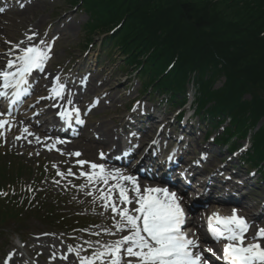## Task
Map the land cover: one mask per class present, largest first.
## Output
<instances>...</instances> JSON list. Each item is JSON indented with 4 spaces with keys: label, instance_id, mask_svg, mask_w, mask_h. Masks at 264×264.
<instances>
[{
    "label": "trees",
    "instance_id": "trees-1",
    "mask_svg": "<svg viewBox=\"0 0 264 264\" xmlns=\"http://www.w3.org/2000/svg\"><path fill=\"white\" fill-rule=\"evenodd\" d=\"M66 2L89 16L87 44L94 34H112L104 47L118 49L119 70L133 69L144 90L163 93L168 104L182 106L193 79L197 114L203 113L212 128L225 124L216 142L233 151L250 136L246 160L261 167L264 176V0ZM20 170L0 161V230L22 222L13 186ZM34 217L46 226L70 224L55 210Z\"/></svg>",
    "mask_w": 264,
    "mask_h": 264
},
{
    "label": "rangeland",
    "instance_id": "rangeland-1",
    "mask_svg": "<svg viewBox=\"0 0 264 264\" xmlns=\"http://www.w3.org/2000/svg\"><path fill=\"white\" fill-rule=\"evenodd\" d=\"M34 1L38 2V6L32 9L30 14L26 15L29 16L28 25H34L38 20L43 21L36 42L41 39L46 41L49 37L59 34V37L57 36L55 55L48 72H58L61 78L72 84L78 83V79L82 76L81 71L85 69L84 67H90V70L95 73L92 80H95V83L98 84L97 89L87 92L84 100L85 105H89L92 100L99 98V104L88 116L87 122L89 127L86 128V131L91 135L96 134L92 129H97L100 126L101 130L98 131V134L104 132L109 135L110 146L112 147L116 143L120 144L122 141L127 140H132V143H134L137 140V136L128 139L125 135V124L128 122L127 114L123 116V119L121 116L127 108L131 107L130 104L134 105L133 108H135L139 102V108L134 111V115L148 112L154 115L158 111L159 115L156 116L158 118V116L169 112L170 109L160 103L165 100L164 96L148 99L140 93V79L133 77L134 75L132 74H129V78L121 74L119 66L123 64V60H121L122 56L117 53L118 49L113 48L111 50L105 48L104 45H101L102 39L98 38L97 35L91 37L90 46L84 47L87 35L85 25L89 21V16L84 11L71 9L67 5L66 0ZM4 15L5 17L1 18L0 16V19L10 28L15 26V32L12 36L8 35L6 37L1 31L0 39L2 40V44L13 42L16 45L22 41L21 36L27 35V32L21 24H16V21L11 20L15 18L16 13L13 14L10 11ZM101 50H105L106 53L112 56H108L107 54L103 56ZM94 64L98 65V68H95ZM79 69L81 70L79 71ZM127 70L130 71L131 69ZM222 81L223 79L217 81L214 87L216 89L220 88ZM78 103H83V99L78 100ZM157 104H160V106H157ZM90 107L94 106L91 104ZM88 108L81 111L82 115L88 113ZM23 110H25L24 114L26 118L35 114L33 111L28 110L26 105L23 106ZM149 122L148 120V126L158 125L155 122ZM206 123L197 120L193 122L191 129L195 137L189 139V143L185 148L197 154H202L208 149L218 153L213 156V159H219L226 153V150L212 144L210 138L208 140L205 139L206 131L210 130ZM175 125L173 127L177 129V124ZM151 134L153 136L155 134L153 129L150 132ZM10 139L9 136H6L5 139H0V154L5 153L15 157L22 166L28 168L27 173L26 171L23 172L21 181L17 186L18 194L20 199H23L24 204H26L27 212L41 208L46 209L50 206L51 208L58 209L56 213L59 216L75 219L83 218L86 222H89V225L83 230L69 229L67 232L50 231L37 219L33 217L27 218V215H25L26 217L23 216L25 220L20 226V228H23L20 243L16 237L17 229L13 224L8 225L7 229L0 233V264H2L4 256L8 255L11 258L13 254L20 257V260H15V263L50 264V259H56L54 264H59L57 256L55 254L49 255L46 249L42 245H39L40 241H49L50 245L55 247V250H63L67 253L73 252V256H77V253H81L80 256H88L89 253L85 252L86 248L95 249V247L102 244H111L108 235L111 233V227H113L112 217L102 215L99 210L100 203L98 204L94 199H86L85 195L78 188V185L72 184L70 180L63 182V178L57 176V171L67 173L70 167L78 166L77 162L70 159L68 154L64 155L46 150L37 152L31 149L16 148L9 141ZM143 139H141L142 143L145 142ZM112 147H102L104 148L103 151L93 149L91 153L84 154V159H88L90 162L95 161V158L92 157L98 156L101 152L106 155ZM72 151L70 153L78 152ZM234 161L232 159V162ZM209 163L211 162L209 161ZM61 166H63V169L59 170ZM40 173L43 174L42 177ZM54 181H59V183H54ZM262 185L261 182L257 189L261 191L264 197ZM29 188L32 191H28ZM245 193L247 197L244 201L250 207V210L256 214L262 211L264 200L257 198L254 192L250 190ZM261 221L256 224L257 228L264 227V221ZM104 229H108V232H105ZM88 241L91 242L92 247H89L88 243H86ZM69 248H71V251H69ZM76 262L79 264V257Z\"/></svg>",
    "mask_w": 264,
    "mask_h": 264
},
{
    "label": "snow or ice",
    "instance_id": "snow-or-ice-1",
    "mask_svg": "<svg viewBox=\"0 0 264 264\" xmlns=\"http://www.w3.org/2000/svg\"><path fill=\"white\" fill-rule=\"evenodd\" d=\"M37 35L36 32H32L26 39L31 42ZM23 43L24 41H20L12 46L10 54L17 50L18 54L14 56V59L7 61L5 70L0 71V82H2L0 97L5 96L8 89L13 90L12 96L17 99L30 93L27 87L28 77L34 70H44L54 41L48 42L41 39L39 43H29L28 46L21 47ZM66 90V83H61L58 76L54 77L52 87L49 89L50 95L47 98L62 99ZM68 96L67 103L60 106L61 110L58 113L60 119L65 124L75 121L76 124L83 125L80 108L74 106L71 93ZM98 104L99 98L94 99L92 106ZM138 108L139 102L134 111ZM90 110L89 108L87 111ZM6 116L10 117L11 113H0V117ZM12 126L10 120L0 118V137L5 135V130H11ZM22 132L25 136L18 135L15 139L34 135L27 126L22 128ZM36 140L39 142L40 138L36 137ZM57 142L63 141L57 140ZM69 155L79 157L82 153L75 152ZM105 158V153L101 152L100 159ZM169 159L172 157L170 156ZM77 164L81 166L79 176H76L71 169H68L67 173L57 171V176L85 179L87 183L80 184L78 186L80 189L101 186L99 199L103 202L102 206L106 210L110 208L113 213V227L116 232L125 230L128 232V235L122 236L111 244H102L100 249L90 256H79L77 253L79 264H122L126 257L136 258L135 261L129 259L128 264H209L204 251L215 255L213 250H199V240L189 238L184 231L187 219L181 203L182 195L178 190L170 191L167 186L145 187L141 190L138 177L124 174L120 169H108L104 163H94L83 159L78 160ZM85 165L88 166L87 171L84 170ZM28 191L32 189L29 188ZM131 193H135L134 198L130 195ZM86 194L92 196L93 192L88 191ZM132 204L137 206L129 208L128 206ZM117 216L119 219L116 218ZM207 225L214 239L226 241L222 256L217 257L223 264H264V245L261 243L264 239V227L258 228L252 240L246 243L245 234L249 231L250 224L245 217L238 214L236 208H233L231 215L227 216L212 213L208 217ZM104 231L108 232V229ZM86 243L92 247L90 241Z\"/></svg>",
    "mask_w": 264,
    "mask_h": 264
},
{
    "label": "bare ground",
    "instance_id": "bare-ground-1",
    "mask_svg": "<svg viewBox=\"0 0 264 264\" xmlns=\"http://www.w3.org/2000/svg\"><path fill=\"white\" fill-rule=\"evenodd\" d=\"M37 1H31V2H25L24 4L21 5H16L13 6L11 8L8 9H3V11L0 14L1 18H4L6 13L12 11V13H16V16L14 19V22L16 24H21L22 27L26 30L27 35H31L32 32H36L38 33L40 30V26L42 25L43 21L42 20H38L36 22V24L34 25H28V19L29 16H27L28 14H30V11L32 9H35L38 5ZM27 14V15H26ZM15 26H13L12 28H10L7 24H4V22L0 19V32L2 31L4 33V35L7 37L8 35H13V33L15 32ZM23 37L24 43L21 44L20 46H28L29 43H36V37L33 39V41L29 42L26 37ZM0 44H1V40H0ZM0 48L3 51H8L11 50V44H1ZM18 54V50L15 51L14 56ZM14 56H8V55H1L0 52V71L3 70L5 68V64L7 63V61L9 59H14ZM58 74H49L48 76H36L32 81H33V92L34 94L32 95H45V94H49V88L52 86V79L54 77H57ZM92 83H94V80H91ZM92 90H96L97 88V84H93V86L91 87ZM71 89V86L67 83V90L65 92L64 97L62 98V102L65 103L66 102V98L69 94V91ZM75 99H80V97H76ZM54 100V99H47L46 101H41V102H35L32 101L31 105L33 106H48V104H50V102ZM58 100V99H57ZM40 106L37 108H40ZM32 110H35V107L32 108ZM48 111V110H47ZM47 111L45 113H40L38 115H36L33 119H27L24 115L22 114H12L10 117H7L6 119L10 120L12 123V127L11 130H5V135L7 133L9 134H13V135H19L21 137H24L25 134L22 132V128L24 126H27L29 131L32 132L34 135H29L27 136V138H21L19 140H15L12 141L11 143L14 144L15 146L19 147V148H28V149H33L36 151H41L44 148H51V150L49 151H55L57 150L59 152V154H70V152L73 151H78L80 153H82L81 156L76 157V156H71L69 155L70 159H81V158H85L84 154L85 153H91L93 149L95 150H101L103 151L104 148L102 147H112L110 146L111 141L109 140V135H107L106 133H99L98 131L101 130V127H97V129H94V131L98 134L97 136L95 135H91V134H87L82 132L81 134L77 135L76 139L72 140H60L59 141H63L62 143H58L57 142V137L58 134L55 132V128L54 126L50 125L49 119H48V115H47ZM53 111V109L51 110ZM0 113H8L4 107H2L0 105ZM23 122V123H21ZM150 132V131H149ZM3 136V137H4ZM36 137L40 138V141L38 142L36 140ZM68 138V137H67ZM70 138V137H69ZM145 140V139H144ZM29 141H31V143H29ZM142 143V140L140 141V144ZM119 147V143L114 144L113 148L116 149ZM145 147V143H142V148ZM77 149V150H74ZM110 149V148H108ZM114 152V150H113ZM111 153V152H110ZM109 154L105 155V159L101 160L100 157H98L96 155V157H92L95 158V161L93 160L92 162L94 163H104L106 165V167L108 169H120L124 174H131V175H135L136 171L132 166H128L127 168H124L123 165L127 162L125 160H121V162H117L116 159L112 158ZM95 156V155H94ZM134 157L130 156L128 157L127 160H133ZM87 160V159H86ZM120 165V166H119ZM78 167L79 169H81V166H75ZM63 166H61L59 168V170H62ZM84 170L87 171L88 168L86 166H84ZM66 180H70L72 182V184L74 185H80V184H85L87 183V181L83 178L77 179V178H69V176H66L65 178H63V182ZM139 180V186L141 188V190H143V188H145L144 185V181H142L140 178H138ZM101 186H96V187H88L85 189H79L82 191V193L85 195L86 199H94L95 202H97L98 204L100 203L99 206V210L102 213V215L107 216V217H113V213L111 212L110 208L109 209H105V207L102 206L103 202L99 199L100 196V191L99 188ZM77 190V189H75ZM88 191H92L93 195L89 196L86 193ZM130 195H132V197H135V193H131ZM129 208H134L135 204L129 205ZM246 212H249V210L245 209ZM250 212H252L250 210ZM254 214H252L253 216ZM117 219H119V217H116ZM252 225L254 226V224L256 222H258V218L253 217ZM262 220V221H261ZM260 221L263 222L264 219H261ZM111 233L108 235V238L110 239V241L113 243L115 240L120 239L122 236L124 235H128L127 230L123 231V232H116L114 227H111ZM256 233V232H255ZM252 234L250 236V239H252V237L255 235ZM264 241V239H262ZM261 240V241H262ZM39 245H42L45 249L46 252L50 255L55 254V256H57L56 258L59 257V259H57L59 261V264H77L76 260L78 258V256H73L72 254L67 253L66 251L63 250H55V247L50 245L49 241H40ZM100 249V246L95 247V249H91V248H86L85 252H95L96 250ZM60 251V252H58ZM58 254H60V256H58ZM81 255V253H79V256ZM61 257H66V259H61ZM11 259L12 262H15V260H20V257L16 254L11 255ZM56 260V259H55ZM55 260H51L50 259V264H54Z\"/></svg>",
    "mask_w": 264,
    "mask_h": 264
}]
</instances>
